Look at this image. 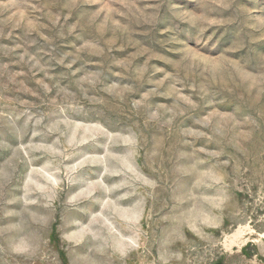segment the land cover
<instances>
[{"label":"rangeland","instance_id":"obj_1","mask_svg":"<svg viewBox=\"0 0 264 264\" xmlns=\"http://www.w3.org/2000/svg\"><path fill=\"white\" fill-rule=\"evenodd\" d=\"M0 264H264V0H0Z\"/></svg>","mask_w":264,"mask_h":264}]
</instances>
